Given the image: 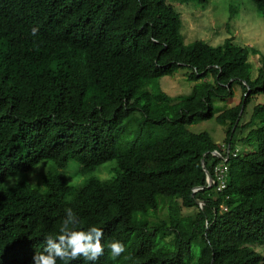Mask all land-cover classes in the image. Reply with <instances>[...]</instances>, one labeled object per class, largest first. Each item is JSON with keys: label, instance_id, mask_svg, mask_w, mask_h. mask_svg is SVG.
Masks as SVG:
<instances>
[{"label": "trees", "instance_id": "obj_1", "mask_svg": "<svg viewBox=\"0 0 264 264\" xmlns=\"http://www.w3.org/2000/svg\"><path fill=\"white\" fill-rule=\"evenodd\" d=\"M251 1L264 17V0ZM180 25L167 0H0V184L42 161L64 169L78 159L83 174L117 164L113 179L87 182L71 203L75 188L62 173L45 175L44 190L0 191V264H32L69 207L80 228L103 229L105 249L70 264H264L251 248L264 245V103L243 123L264 95V56L253 79L258 51L230 39L188 48ZM181 70L196 84L173 98L158 81ZM234 85L242 102L216 116V100L233 98ZM213 119L227 127L223 143L188 130ZM238 132L253 151L239 152ZM228 150L218 191L202 161L214 177ZM162 208L168 216L152 220ZM113 240L126 247L115 260Z\"/></svg>", "mask_w": 264, "mask_h": 264}, {"label": "rangeland", "instance_id": "obj_2", "mask_svg": "<svg viewBox=\"0 0 264 264\" xmlns=\"http://www.w3.org/2000/svg\"><path fill=\"white\" fill-rule=\"evenodd\" d=\"M168 5L172 6L181 15L180 35L186 47L191 48L195 42L203 41L211 47H220L228 39L232 43L243 48H251L258 51L257 54L250 56L252 64V78L258 76L261 68V55L264 56V17H262L251 0H206L202 4L198 0H167ZM188 70L179 71L174 77H164L158 81L159 86L167 95L176 98H187L192 94L195 82L187 80ZM153 91L152 87L148 88ZM234 97L225 101L216 100V116L238 106L244 97L241 85H234ZM264 103V95L258 96L248 105L244 124L250 120L255 105ZM188 130L194 134L203 132L209 133L216 143L224 142L226 138V126H222L215 119L196 123L188 126ZM247 133V132H246ZM242 134L238 132L235 137V146L241 154L253 151L255 145H246L240 142ZM81 163L78 159H72L70 164L60 169L52 162L42 161L32 170L26 173H19L6 182L0 184V191H8L20 183L29 184L34 188L44 190L43 180L48 173H62L67 183L75 188V191L68 196L67 201L71 203L77 191H80L87 182L98 179L107 182L115 176L117 168L116 162H108L99 166L97 170L83 174L81 173ZM30 174H32L30 176ZM35 181V183L33 182ZM184 214L192 213L191 210L184 209ZM168 216L165 208L160 209L151 218L161 220ZM170 243L169 240H167ZM256 252L264 255V245L256 243L251 246ZM200 250H196L199 255Z\"/></svg>", "mask_w": 264, "mask_h": 264}, {"label": "clouds", "instance_id": "obj_3", "mask_svg": "<svg viewBox=\"0 0 264 264\" xmlns=\"http://www.w3.org/2000/svg\"><path fill=\"white\" fill-rule=\"evenodd\" d=\"M38 31L37 27H32L31 34L35 36ZM213 154L221 156L218 152H214ZM229 158L230 150L227 151L224 163L221 164H227ZM33 182L35 183V181ZM213 183L214 177L212 176L211 186ZM79 224L80 221L77 214L72 208H66L65 216L59 225L58 232L49 233L44 237V248L42 251L35 252L32 264H57V260L63 261L64 264H70L71 261H75L80 257L90 262L98 260L105 251L102 244L103 229L96 225H90L86 229H83L79 227ZM107 247L110 249L113 260L120 257L126 251L125 245L119 240L108 242ZM124 258L131 259L132 257L129 255Z\"/></svg>", "mask_w": 264, "mask_h": 264}, {"label": "built area", "instance_id": "obj_4", "mask_svg": "<svg viewBox=\"0 0 264 264\" xmlns=\"http://www.w3.org/2000/svg\"><path fill=\"white\" fill-rule=\"evenodd\" d=\"M228 174L229 166L227 164H219L214 168V182L218 184V191L226 188Z\"/></svg>", "mask_w": 264, "mask_h": 264}, {"label": "water", "instance_id": "obj_5", "mask_svg": "<svg viewBox=\"0 0 264 264\" xmlns=\"http://www.w3.org/2000/svg\"><path fill=\"white\" fill-rule=\"evenodd\" d=\"M243 111V110H242ZM241 111V113H242ZM219 156V155H218ZM220 158H222V156H219ZM202 165L205 169V173H206V176H207V180H208V185L209 187L211 186V183H212V175L210 174V172L206 169V165H205V160L202 161ZM200 203V202H198Z\"/></svg>", "mask_w": 264, "mask_h": 264}]
</instances>
